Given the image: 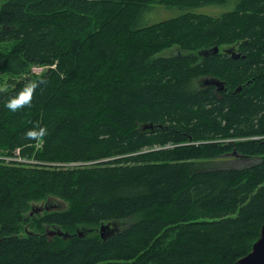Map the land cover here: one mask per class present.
Listing matches in <instances>:
<instances>
[{"label":"trees","instance_id":"16d2710c","mask_svg":"<svg viewBox=\"0 0 264 264\" xmlns=\"http://www.w3.org/2000/svg\"><path fill=\"white\" fill-rule=\"evenodd\" d=\"M172 43L179 53L156 56ZM206 74L226 90L201 89ZM0 75L14 85L0 92L13 157L0 159V264H233L251 250L264 223V0H5ZM32 81L30 102L7 107ZM48 197L66 206L31 215Z\"/></svg>","mask_w":264,"mask_h":264},{"label":"rangeland","instance_id":"374dc122","mask_svg":"<svg viewBox=\"0 0 264 264\" xmlns=\"http://www.w3.org/2000/svg\"><path fill=\"white\" fill-rule=\"evenodd\" d=\"M4 1L5 0H0V5ZM217 9H218V6H214V7H211V9H209V11L212 12V13H216L215 11ZM153 11H154V9H150L149 15L152 14ZM202 11L205 12L204 8H202ZM218 11L220 12V11H224V10H218ZM154 13H155V18L154 19H151V20H157V19H159L160 17L166 15L168 13V11L166 9H158V10L154 11ZM4 45H6V44H4ZM228 48H232V49L235 48L234 51H235L236 54H238L237 53V44H224L223 46L220 47V51L222 52V51H224L225 49H228ZM177 50H178V47L175 44L172 43L170 45H167V46L163 47L160 51H158L156 53V56H174L176 53H179V52H177ZM43 70H45V66H37V65H34V66L31 67V71H33V72L41 73ZM1 76L2 75H0V82H5L6 77L5 76H2L1 77ZM201 77H203V76H200L199 78H201ZM16 154H17V152H16ZM10 156L11 155L3 154V151L0 150V159H5L6 161H8L9 160L8 158H13V157H10ZM12 156H15V155H12ZM19 159L20 158L17 157V160H19ZM231 162L234 165L237 166V165L247 164V163L250 162V160L249 159H243V160H241V159L235 158V159H232ZM48 198H51V197H48ZM46 199L40 200V201H37V202H32V204L33 203H36L37 205H45ZM51 199L52 200H55L58 203H62L61 206L59 207L60 209H62V208H64L66 206V203L64 201H62L61 199H58L56 197H53ZM29 209H30V207H29ZM43 212L44 211H42V212H40V213H38V214H36L34 216H36V218L38 219V217L41 216L43 214ZM110 226L112 227V225H110ZM27 228H28V230L33 229V226L30 225V222L24 225V229H27ZM46 230L52 232L51 231L52 230V227L47 226L46 227Z\"/></svg>","mask_w":264,"mask_h":264},{"label":"water","instance_id":"95a60500","mask_svg":"<svg viewBox=\"0 0 264 264\" xmlns=\"http://www.w3.org/2000/svg\"><path fill=\"white\" fill-rule=\"evenodd\" d=\"M215 50H217V47H215ZM239 88L240 86L238 87V89ZM52 201L58 203L55 200ZM39 209V207L35 208L33 206L30 214L38 211ZM105 227H107V225H100L99 230L101 235L104 233ZM52 234H56L64 238L69 237V233L67 231H62L60 229H55L51 233V235ZM76 234L80 236L81 232L76 229ZM233 264H264V223L261 226L258 239L255 240L252 244L251 250L246 255L239 257Z\"/></svg>","mask_w":264,"mask_h":264},{"label":"flooded vegetation","instance_id":"af4514ba","mask_svg":"<svg viewBox=\"0 0 264 264\" xmlns=\"http://www.w3.org/2000/svg\"><path fill=\"white\" fill-rule=\"evenodd\" d=\"M219 51H220V49H219ZM230 51H231V49H225L222 52L223 53L230 54ZM199 54H201V55H208V54H202V53H199ZM233 57H235L234 54H233ZM196 83H197V85L201 89L209 86V87H212L214 91H216V90H226L224 81L219 80L217 77H215L214 75H211V74L204 75L203 77L199 78L196 81ZM61 204L62 203H55V202H53L51 200V198H47L46 201H45V205H40L39 206V208L41 209V211H39V212L37 211V212H34L32 214H38V213H40L42 211H52V210H56V209L58 210V209H60L59 207L61 206ZM51 227H52V230L51 231L53 232L55 230V227L54 226H51Z\"/></svg>","mask_w":264,"mask_h":264},{"label":"clouds","instance_id":"9594fccd","mask_svg":"<svg viewBox=\"0 0 264 264\" xmlns=\"http://www.w3.org/2000/svg\"><path fill=\"white\" fill-rule=\"evenodd\" d=\"M10 87H14V85L9 84L7 82H0V92H5ZM36 87H37V82L32 81L24 91H21L19 93L18 97L10 99L6 102L7 107L15 110L17 107L22 106L26 103H29L31 100L32 93ZM29 134L32 135L34 133L29 132Z\"/></svg>","mask_w":264,"mask_h":264},{"label":"bare ground","instance_id":"6f19581e","mask_svg":"<svg viewBox=\"0 0 264 264\" xmlns=\"http://www.w3.org/2000/svg\"><path fill=\"white\" fill-rule=\"evenodd\" d=\"M215 47H217V50H215ZM218 46L217 45H214V46H211V47H208V48H204V49H202V50H200L199 51V53H202V54H211V53H217L218 52ZM221 84V83H220ZM35 207V208H37V207H39L40 205H37V204H32V207ZM32 207H31V210H32ZM39 211H41V209H39L38 210V212ZM37 212V211H36ZM26 230H28V228L26 229ZM29 231H32V230H29ZM28 232V231H27ZM33 232V231H32ZM31 233V232H30ZM49 233H52V232H49Z\"/></svg>","mask_w":264,"mask_h":264}]
</instances>
